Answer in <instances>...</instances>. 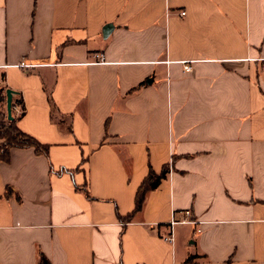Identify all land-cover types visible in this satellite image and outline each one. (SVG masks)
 Listing matches in <instances>:
<instances>
[{
    "label": "crops",
    "instance_id": "obj_1",
    "mask_svg": "<svg viewBox=\"0 0 264 264\" xmlns=\"http://www.w3.org/2000/svg\"><path fill=\"white\" fill-rule=\"evenodd\" d=\"M23 58L15 123L49 151L0 159V264H264V0H0Z\"/></svg>",
    "mask_w": 264,
    "mask_h": 264
},
{
    "label": "trees",
    "instance_id": "obj_2",
    "mask_svg": "<svg viewBox=\"0 0 264 264\" xmlns=\"http://www.w3.org/2000/svg\"><path fill=\"white\" fill-rule=\"evenodd\" d=\"M0 137L5 139V144H3L5 147L0 152V159L7 160V157L9 155L11 147H21V146H28V147H34L38 152H41L43 154H48L49 146L40 143L37 139L32 137L31 135L27 134L26 132L20 130L16 123H14L13 126H9L6 128V130H3L0 133ZM149 174L146 176V178L141 182L139 189L137 191L135 202L136 206L134 210L130 213H128L126 216L121 217L123 222L130 221L133 218V215L139 211L144 206V200L146 197V194L149 191L155 190V188L158 187L162 179L166 178L169 169L168 167H164L160 172H156L151 167L149 169ZM40 264H51L47 257L41 253L40 255ZM191 256L187 257V260L185 264H188L190 261Z\"/></svg>",
    "mask_w": 264,
    "mask_h": 264
},
{
    "label": "built area",
    "instance_id": "obj_3",
    "mask_svg": "<svg viewBox=\"0 0 264 264\" xmlns=\"http://www.w3.org/2000/svg\"><path fill=\"white\" fill-rule=\"evenodd\" d=\"M186 11H182L181 15H185ZM96 56H98L100 58V60H103V56L100 54H97ZM34 65H36V63H32L30 61H28L27 59L23 58L21 60H19L18 63H14V64H4L2 66H0L1 69H3V75L0 78V128L2 126V123H6V122H12L15 123L16 120L24 113L25 111V105L24 102H22L21 97L18 96V93L15 91L13 93L12 96V106H11V110L9 111L8 109V103H7V91L9 89V87L6 85L5 83V74H4V70L8 67V66H14L16 68H31L34 67ZM184 68L186 71H191V64L190 63H185ZM12 89V88H11ZM13 90V89H12ZM173 217L171 219L170 225H171V229L173 227V225L178 224V223H183L185 224L186 222H190V223H195L196 221L193 220L192 215H191V210L190 209H185V211H179V212H173ZM166 240L171 241L173 236H172V232L171 234L165 236Z\"/></svg>",
    "mask_w": 264,
    "mask_h": 264
},
{
    "label": "rangeland",
    "instance_id": "obj_4",
    "mask_svg": "<svg viewBox=\"0 0 264 264\" xmlns=\"http://www.w3.org/2000/svg\"><path fill=\"white\" fill-rule=\"evenodd\" d=\"M14 125V123H12V122H4V123H2V126H1V128H0V133L3 131V130H6V128H8L9 126H13ZM5 142V139L4 138H2V137H0V152H2L1 150L5 147L3 144H5L4 143Z\"/></svg>",
    "mask_w": 264,
    "mask_h": 264
},
{
    "label": "water",
    "instance_id": "obj_5",
    "mask_svg": "<svg viewBox=\"0 0 264 264\" xmlns=\"http://www.w3.org/2000/svg\"><path fill=\"white\" fill-rule=\"evenodd\" d=\"M14 92L15 91L12 90L11 88H9L8 91H7V96H8L7 103H8V109H9V111L11 110V106H12L11 100H12V96H13V93Z\"/></svg>",
    "mask_w": 264,
    "mask_h": 264
}]
</instances>
